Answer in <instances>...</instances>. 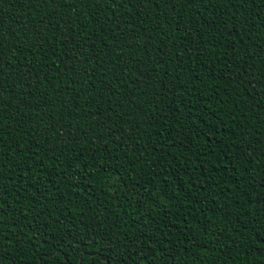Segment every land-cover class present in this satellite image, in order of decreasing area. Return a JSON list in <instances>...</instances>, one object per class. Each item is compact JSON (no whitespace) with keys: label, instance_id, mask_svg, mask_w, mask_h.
Here are the masks:
<instances>
[{"label":"trees","instance_id":"trees-1","mask_svg":"<svg viewBox=\"0 0 264 264\" xmlns=\"http://www.w3.org/2000/svg\"><path fill=\"white\" fill-rule=\"evenodd\" d=\"M0 264H264V0H0Z\"/></svg>","mask_w":264,"mask_h":264}]
</instances>
